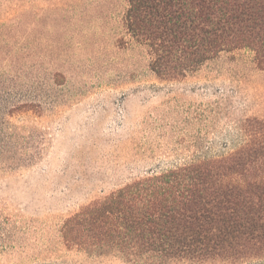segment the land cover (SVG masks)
I'll use <instances>...</instances> for the list:
<instances>
[{"label": "rangeland", "instance_id": "1", "mask_svg": "<svg viewBox=\"0 0 264 264\" xmlns=\"http://www.w3.org/2000/svg\"><path fill=\"white\" fill-rule=\"evenodd\" d=\"M126 10L124 0H0V25L15 31L13 48L26 50L47 96L41 111L9 119L37 153L0 169V264H124L66 247L63 221L134 179L227 155L246 119L264 122V70L249 54L158 78L126 32Z\"/></svg>", "mask_w": 264, "mask_h": 264}, {"label": "trees", "instance_id": "2", "mask_svg": "<svg viewBox=\"0 0 264 264\" xmlns=\"http://www.w3.org/2000/svg\"><path fill=\"white\" fill-rule=\"evenodd\" d=\"M126 32L146 48L158 78L183 79L221 53L245 51L264 70V0H124ZM15 31L0 25V169L36 157L9 119L43 109ZM14 49L15 52H14ZM42 81V80H41ZM45 97V98H44ZM243 143L132 180L83 206L59 229L62 243L124 264H205L264 257V122L240 125Z\"/></svg>", "mask_w": 264, "mask_h": 264}]
</instances>
